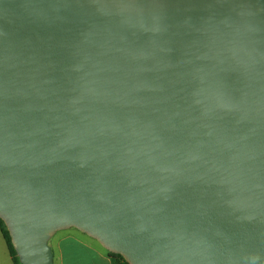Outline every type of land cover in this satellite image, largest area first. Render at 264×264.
I'll list each match as a JSON object with an SVG mask.
<instances>
[{
	"label": "water",
	"instance_id": "obj_1",
	"mask_svg": "<svg viewBox=\"0 0 264 264\" xmlns=\"http://www.w3.org/2000/svg\"><path fill=\"white\" fill-rule=\"evenodd\" d=\"M0 219L20 264H264V0H0Z\"/></svg>",
	"mask_w": 264,
	"mask_h": 264
},
{
	"label": "crops",
	"instance_id": "obj_2",
	"mask_svg": "<svg viewBox=\"0 0 264 264\" xmlns=\"http://www.w3.org/2000/svg\"><path fill=\"white\" fill-rule=\"evenodd\" d=\"M66 230L55 243L56 254L53 253V259L56 256L57 260H53V264H117L101 245L97 247L78 237L71 229ZM8 259L13 264L9 253Z\"/></svg>",
	"mask_w": 264,
	"mask_h": 264
},
{
	"label": "rangeland",
	"instance_id": "obj_3",
	"mask_svg": "<svg viewBox=\"0 0 264 264\" xmlns=\"http://www.w3.org/2000/svg\"><path fill=\"white\" fill-rule=\"evenodd\" d=\"M68 229H71L70 231L75 233L78 237L86 239L87 241H89L90 243H92L93 245H95L97 247H101L100 244L98 243V241H96L95 239L86 235L85 233L77 230L76 228L71 227ZM66 231H67L66 229L59 230L49 239V246L51 247L52 253L56 254L55 243L59 237H61L64 233H66ZM53 260H54V262L57 260L56 256L54 257ZM0 264H11L10 260L8 259L7 247H6V244H5L3 237L1 235V232H0Z\"/></svg>",
	"mask_w": 264,
	"mask_h": 264
},
{
	"label": "trees",
	"instance_id": "obj_4",
	"mask_svg": "<svg viewBox=\"0 0 264 264\" xmlns=\"http://www.w3.org/2000/svg\"><path fill=\"white\" fill-rule=\"evenodd\" d=\"M0 232H1V235L4 239V241H5L7 251L11 257V261L13 262V264H20L18 256L16 255V252H15L13 245L10 241L9 233H8L6 226L4 225V223L1 219H0ZM107 253L115 259V262L117 264H128L120 254L112 253L109 251H107Z\"/></svg>",
	"mask_w": 264,
	"mask_h": 264
}]
</instances>
